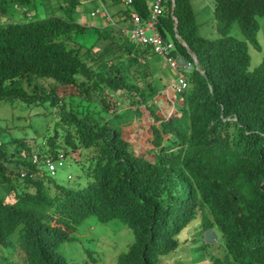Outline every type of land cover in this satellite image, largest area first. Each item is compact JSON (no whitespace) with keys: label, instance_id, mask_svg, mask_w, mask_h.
<instances>
[{"label":"trees","instance_id":"16d2710c","mask_svg":"<svg viewBox=\"0 0 264 264\" xmlns=\"http://www.w3.org/2000/svg\"><path fill=\"white\" fill-rule=\"evenodd\" d=\"M132 1L112 8L107 28L74 18L82 0H59L62 15L0 23V101L56 104L53 93L16 84L33 77L74 87L85 99L95 93L108 111L113 98L106 86L135 90L143 105L129 109L128 118L149 124L150 132L149 144L136 151L118 120L79 115L62 102L63 140L56 131L47 140L66 153L90 151L84 153L90 160L87 178L76 187L53 178H20L18 170L30 167L31 146L16 139L24 146L17 155L21 148L10 152L0 142V246L16 253L21 264H90L70 261L60 246L76 240L78 227L94 214L102 222L117 219L133 232L118 264H163L192 224L220 232L223 255L215 264H264V56L250 68L248 47H257L264 0H214L216 37L198 33L190 0H161L159 30L188 60L196 59L190 84L176 93L170 113L120 72L121 61L109 65L121 55L115 52L122 48L114 47L123 46L121 19L149 15L146 0ZM234 21L245 38L229 33ZM90 30L93 40L80 44ZM125 45L136 51L132 43ZM87 253L97 260L94 250Z\"/></svg>","mask_w":264,"mask_h":264},{"label":"rangeland","instance_id":"374dc122","mask_svg":"<svg viewBox=\"0 0 264 264\" xmlns=\"http://www.w3.org/2000/svg\"><path fill=\"white\" fill-rule=\"evenodd\" d=\"M105 1L102 4L100 0H97L98 3L96 0L95 2L94 0H82L76 13H74V18H77L82 24L88 21L90 22L88 24H99L102 28H107V24L111 23L113 19L110 13L112 8L113 12H115L118 7H125L126 5H123L119 0H110V2L114 1L112 4H109L108 0ZM156 1L158 0H146L148 6H151ZM213 2L214 0H190L197 21V31L205 37L218 36ZM104 7L108 11L111 21L106 22L105 18L96 13L97 10L99 11ZM54 14H63L59 0H0V23H5L11 18L16 20H34ZM257 20L259 23L256 32L257 47L252 44L248 45L250 68L257 66L264 56V17L257 15ZM124 22L121 19L120 25L122 31L126 33V29L122 28L125 24ZM121 29L118 32H121ZM229 33L245 38L237 21L232 23ZM122 36L125 35L122 34ZM126 36L129 41V36L127 34ZM93 38L94 33L89 31L80 36L78 41L83 45L90 43ZM126 39L122 37V47L115 43L114 47L116 49L122 48L121 51H116L114 48L115 54L120 53L121 55L113 57L109 65L112 66L113 61H121V64L116 63L119 65L120 72L125 74L130 81L138 84L146 92L150 102L156 103L159 107L162 105L167 110L168 106H166L165 102H171L167 95L170 94L173 97V101L176 99V90L173 87V83L177 78L178 72L165 64L163 56L157 54L146 56L144 53L145 45L140 42L135 45L139 49L140 54L144 55L143 59L135 56L131 47L124 46V43L128 42ZM16 84L22 86L28 92L53 93L58 101L54 105L48 101L36 103L35 101L27 102L23 99L0 101V142L4 143L10 152L13 149L20 151L19 148H21V151L16 152V154L22 155L24 146H18V144L23 141L28 146H31L32 150H35L38 145L42 147L43 142L47 143L49 147L50 143L47 139L55 131L56 138L63 140L62 132L67 128V124L62 117L64 115V112H61L62 102L65 104V110L73 109L79 115H89L98 120L103 118L110 119L115 123L118 120V124H121L124 131L125 138L133 143L136 151L142 150V147L149 144L148 137H150V133L147 124L141 121L130 125L123 123L129 119L127 113L129 109L134 108L136 103L143 105V99L135 90L125 88L115 90L106 86V91L113 98L108 111L99 103V96L95 93L92 98L85 99L83 96H78L74 87L59 84L51 78L33 77L31 80H19ZM114 103L117 106H114ZM152 120L153 118L149 119L150 122ZM16 139H19V142H16ZM60 148L63 149L62 146ZM59 151L62 152V150ZM84 153L87 156L88 154L90 155V151L85 148L77 151L71 150V152L66 153L65 157L68 162L63 169L58 170L57 175L53 179L70 187L83 185L87 178L84 172L90 163L88 158L85 159ZM83 159L85 160L82 162ZM69 175H71V178H68ZM6 198L10 199L8 196ZM213 229L217 232L218 239L214 243L205 244L200 224L189 226L181 234L178 246L163 258V264H215L214 258L223 255V244L220 232L216 227H213ZM76 237L78 238L74 241L64 242L60 246V251L70 261L79 263L88 261L87 263L90 264H118L116 261L117 256L127 250L134 238L132 230L123 222L117 219L102 222L94 214L86 217L78 227ZM6 249L10 248L0 246V264L10 260L13 264H21L17 254ZM87 249L94 250L93 255L97 258L95 262L89 257Z\"/></svg>","mask_w":264,"mask_h":264},{"label":"built area","instance_id":"2783aa9c","mask_svg":"<svg viewBox=\"0 0 264 264\" xmlns=\"http://www.w3.org/2000/svg\"><path fill=\"white\" fill-rule=\"evenodd\" d=\"M132 0H126V4L132 3ZM163 12V4L161 0H158L152 4L149 8V15L144 19L141 14L135 13L130 18V26L126 29L129 37L136 42H140L144 45L150 46L154 53L164 56L165 63L173 69H178L180 66L177 61L176 46L172 39H165L159 30V17ZM105 19H109L108 12L105 8L97 10ZM94 14V12H92ZM191 64L187 63L183 66V69L189 70ZM188 85L187 76L184 73H180L177 79V83L174 87L178 91H182ZM33 162L36 164V168L39 169L36 174H43L40 170H45L54 175L57 169L61 168L65 164V160L62 154L58 157H53L50 153H34L32 156ZM24 175V173H21Z\"/></svg>","mask_w":264,"mask_h":264},{"label":"clouds","instance_id":"9594fccd","mask_svg":"<svg viewBox=\"0 0 264 264\" xmlns=\"http://www.w3.org/2000/svg\"><path fill=\"white\" fill-rule=\"evenodd\" d=\"M162 2V1H161ZM124 3L126 4V0H124ZM163 4V3H162ZM127 5V4H126ZM152 6V5H151ZM105 8V7H104ZM163 10H164V5H163ZM108 12V11H107ZM163 13V12H162ZM101 16V15H100ZM102 17V16H101ZM108 17H109V19H106V22L107 21H111V17H110V15H109V13H108ZM102 18H104V17H102ZM112 22H113V19H112ZM111 22V23H112ZM110 23V22H109ZM129 23H130V21H129ZM129 25V24H128ZM159 26V25H158ZM122 28H124V29H127L128 27H126V26H122ZM127 31V30H126ZM122 32V31H121ZM127 33H128V31H127ZM122 34L123 35H126V34H124L123 32H122ZM161 34H162V32H161ZM129 35V34H128ZM164 36V35H163ZM131 39V38H130ZM131 40H133V39H131ZM126 41H128V40H126ZM134 42H136L135 40H133ZM137 43V42H136ZM144 45V44H143ZM176 46V45H175ZM145 47L148 49V51H149V53L150 54H156V53H154L153 52V50L151 49V47L150 46H147V45H145ZM175 54L177 55V61H178V57L179 56H183L178 50H177V46H176V52H175ZM158 55V54H157ZM159 56H161V55H159ZM164 57V56H163ZM186 60H185V62L183 63V64H180L179 63V61H178V64H179V68L178 69H174L175 71H177L178 72V75H177V78H176V80H175V82L173 83V87H174V84L175 83H177V79H178V76H179V74L180 73H184L186 76H187V79H188V85H187V87L185 88V89H183L182 91H178V90H176V88L174 87V89L176 90V93H181V92H184L187 88H188V86H189V84H190V72L193 70V68H194V62H196V59L194 58V62L193 61H190V60H188L185 56H183ZM143 59V58H142ZM187 63H189V64H191V68L189 69V70H185V69H183V66L185 65V64H187ZM166 64V63H165ZM169 66V65H168ZM172 68V67H171ZM173 69V68H172ZM172 102V105L174 104V102H175V100L174 101H171ZM172 105H170L169 107H167V108H169V109H167L168 110V112L170 113V111H171V109H172ZM157 106V105H156ZM158 107V106H157ZM168 113V114H169ZM120 115L122 116V114L120 113ZM152 122V121H151ZM123 123H128V124H126V125H130L132 122H130V120L128 119V121H126V122H123ZM125 125V124H124ZM148 130H149V126H148ZM150 133V132H149ZM48 141V140H47ZM63 147V146H62ZM135 149V148H134ZM142 149V148H141ZM59 150H62V152L61 151H59ZM36 152H38V153H46V152H48V153H50L53 157H58V155L59 154H62L63 155V158H64V160H65V164L61 167V168H59V169H57V171H56V173L54 174V175H52V174H50V173H48L46 170H45V168H41L40 170L43 172V174H36L35 172H37L39 169H37L36 168V164L33 162V159H32V156H33V154L34 153H36ZM65 155H66V150L64 149V147H63V149H61V148H53L52 147V145L50 144V146L48 147L47 146V143H42V147H40V145H38L37 146V148L35 149V150H32L31 152H30V155H29V158H28V161H30V167L29 168H24V169H19L18 171L20 172V178H22V179H32V180H37V179H52V178H54L56 175H57V172H58V170H60V169H63V167H65V165L67 164V162H68V160L66 159V157H65ZM21 173H24V175H22ZM68 178H71V175H69L68 176ZM213 229V228H212ZM215 231V230H214ZM204 232V231H203ZM216 232V231H215ZM217 233V232H216ZM218 235V234H217ZM204 240V239H203ZM207 243V242H206Z\"/></svg>","mask_w":264,"mask_h":264},{"label":"crops","instance_id":"0c3cea01","mask_svg":"<svg viewBox=\"0 0 264 264\" xmlns=\"http://www.w3.org/2000/svg\"><path fill=\"white\" fill-rule=\"evenodd\" d=\"M121 2H123L124 3V0H121ZM101 21V20H100ZM103 21H105V20H103ZM87 23H85V22H83L84 23V25H86V24H88V23H90V22H88V21H86ZM129 24V25H128ZM124 26H126V27H129L130 26V23L128 22V23H125L124 24ZM90 31H92V30H90ZM121 31H122V29H121ZM123 32V31H122ZM124 33V32H123ZM124 34H127L128 35V33L126 32V33H124ZM129 36V35H128ZM122 37H125V39L127 38V36L125 35V36H122ZM122 37H121V39H122ZM127 40V39H126ZM122 42V41H121ZM129 43H132V45L133 46H135L136 47V51L134 52V49H133V53H134V55L135 56H138L139 58H143V56L144 55H142V54H140V52H139V49L137 48V46L135 45V44H137L136 42H134L133 40H131L130 39V37H129V41H128ZM134 43V44H133ZM144 53L146 54V56L147 55H149L150 53H149V51H148V49L145 47L144 48ZM168 96V99L170 100V101H173V97L170 95V94H168L167 95ZM155 105H156V103H154ZM165 104H166V106H170V105H172V102H168V101H166L165 102ZM158 108H163V106L161 105L160 107L158 106ZM166 111V110H165ZM150 119V118H149ZM141 122H143V121H141ZM137 123V122H136ZM143 123H145V122H143ZM149 123H150V121H149ZM133 124H135V123H133ZM146 124V123H145ZM149 126V124H147V127Z\"/></svg>","mask_w":264,"mask_h":264},{"label":"water","instance_id":"95a60500","mask_svg":"<svg viewBox=\"0 0 264 264\" xmlns=\"http://www.w3.org/2000/svg\"><path fill=\"white\" fill-rule=\"evenodd\" d=\"M185 58L183 56L178 57V61L180 64L185 62ZM203 239L207 243H214L218 239L217 233L212 228L205 229L203 232Z\"/></svg>","mask_w":264,"mask_h":264}]
</instances>
